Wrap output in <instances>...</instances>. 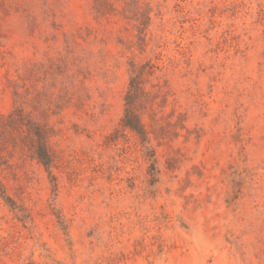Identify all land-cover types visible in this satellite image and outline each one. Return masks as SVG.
<instances>
[{
    "label": "rangeland",
    "instance_id": "1",
    "mask_svg": "<svg viewBox=\"0 0 264 264\" xmlns=\"http://www.w3.org/2000/svg\"><path fill=\"white\" fill-rule=\"evenodd\" d=\"M0 264H264V0H0Z\"/></svg>",
    "mask_w": 264,
    "mask_h": 264
},
{
    "label": "trees",
    "instance_id": "2",
    "mask_svg": "<svg viewBox=\"0 0 264 264\" xmlns=\"http://www.w3.org/2000/svg\"><path fill=\"white\" fill-rule=\"evenodd\" d=\"M135 69L136 68L132 66L131 78L125 96V109L121 119V127L135 133L142 142L145 143L147 140V133L140 121L137 108L140 97L144 93L141 88V83L139 82L142 77L143 67H141L139 71H134Z\"/></svg>",
    "mask_w": 264,
    "mask_h": 264
}]
</instances>
